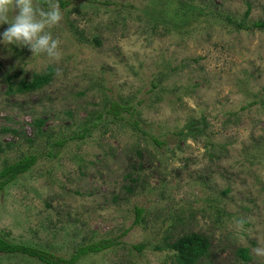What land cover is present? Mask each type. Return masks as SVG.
Masks as SVG:
<instances>
[{"label": "rangeland", "instance_id": "rangeland-1", "mask_svg": "<svg viewBox=\"0 0 264 264\" xmlns=\"http://www.w3.org/2000/svg\"><path fill=\"white\" fill-rule=\"evenodd\" d=\"M61 1L49 29L59 61L0 43V171L37 156L0 192V236L65 259L113 244L76 264H173L165 246L194 232L210 238L197 264H264L254 251L264 248V28L253 27L264 0ZM181 2L203 15L184 22ZM49 68L50 84L7 92V76ZM112 102L126 109L118 118ZM190 124L195 136L181 137ZM85 127L84 139L52 150ZM135 207L145 211L137 225Z\"/></svg>", "mask_w": 264, "mask_h": 264}, {"label": "trees", "instance_id": "trees-1", "mask_svg": "<svg viewBox=\"0 0 264 264\" xmlns=\"http://www.w3.org/2000/svg\"><path fill=\"white\" fill-rule=\"evenodd\" d=\"M45 4L47 0H38ZM59 4L64 7V3L61 0H58ZM157 4L154 3L152 7V12H156ZM164 8V7H163ZM175 8L179 11V14L183 12V15L186 16L184 22H188V15H191L192 12H196L197 15H203V11L199 9L197 6L194 5H187L186 3L181 2L175 3ZM184 8H187V14L185 13ZM164 11V9H162ZM249 9L245 12V17L248 16ZM238 29L243 28L242 24H236ZM253 27L256 28H264V23H254ZM99 44L98 42H96ZM15 76V75H14ZM53 76L52 68H49L45 74L42 75H33L30 80L22 79L17 83H13L11 80V76L6 77V82L8 83V93L13 90L14 93L22 94V93H29L35 90L41 89L42 87L50 84ZM131 108V107H130ZM126 111L123 106H120L117 102H112L110 104V108L107 112L111 114L114 118H118L122 112ZM98 119V118H97ZM121 119V117H120ZM36 129H39L43 121H35L34 122ZM135 128H137V123H134ZM90 128L85 127L81 134L70 136L66 139L60 140L59 142L56 141L52 144V150L54 148H59L64 145V143L72 140H82L84 139L89 133ZM195 131L197 132V128L194 127L193 124L186 126L183 130L179 132V135L183 138L185 137H194ZM3 148L0 144V152H3ZM52 151L49 153V156H53L51 154ZM37 156L35 155H26L21 157L18 161L5 166L0 171V192L3 191L9 184H11L17 177L21 174H25L31 170V168L36 164ZM224 194L227 193V190L223 192ZM208 206L215 211L216 214L219 213L218 207L213 205L211 202L208 203ZM135 211V221L134 224L137 225L142 222L144 210L141 208H134ZM169 219H172L169 216ZM177 219V218H176ZM171 239L170 236L164 238V240ZM113 244L108 243L105 244H87L85 246H80L77 250L68 258H61L53 253H49L43 249H38L36 247H31L24 244H17L11 241H8L4 237L0 236V255H22L31 259H34L40 264H76L78 260L83 258L88 254H95L101 251L102 249H107L112 247ZM145 248L144 244L135 245L133 249L137 252H141ZM165 248L171 252L173 257V264H197L201 259L207 257L208 250L210 248V238L206 235L201 233H194L189 232L182 234L174 242L171 244H167ZM161 249V248H159ZM246 250L239 251V254L246 259Z\"/></svg>", "mask_w": 264, "mask_h": 264}, {"label": "clouds", "instance_id": "clouds-1", "mask_svg": "<svg viewBox=\"0 0 264 264\" xmlns=\"http://www.w3.org/2000/svg\"><path fill=\"white\" fill-rule=\"evenodd\" d=\"M47 4L45 10L38 0H0V25H9L0 33V43L27 47L33 55L43 53L59 61L61 42L49 29L60 25L63 13L58 0H47ZM254 251L257 256L264 257V248Z\"/></svg>", "mask_w": 264, "mask_h": 264}]
</instances>
